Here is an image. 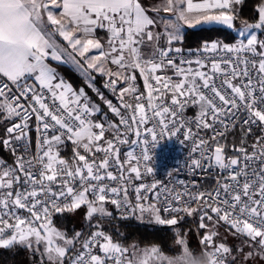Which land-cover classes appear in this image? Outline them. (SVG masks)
I'll return each instance as SVG.
<instances>
[{
  "label": "snow or ice",
  "instance_id": "obj_1",
  "mask_svg": "<svg viewBox=\"0 0 264 264\" xmlns=\"http://www.w3.org/2000/svg\"><path fill=\"white\" fill-rule=\"evenodd\" d=\"M244 3L0 0V145L13 157H0V248L39 254L41 264H264V0H251V21ZM185 26L235 38L204 40L189 59L175 46ZM59 67L79 73L108 112ZM173 138L190 144L187 171L214 186L157 180L134 186L130 199L133 179L154 173L156 150ZM109 204L123 219L169 229L198 214L207 230L199 253L179 231L172 255L163 244L114 240L102 223L113 217ZM82 208L86 228L54 224Z\"/></svg>",
  "mask_w": 264,
  "mask_h": 264
},
{
  "label": "trees",
  "instance_id": "obj_2",
  "mask_svg": "<svg viewBox=\"0 0 264 264\" xmlns=\"http://www.w3.org/2000/svg\"><path fill=\"white\" fill-rule=\"evenodd\" d=\"M240 10V15L242 18L252 20V3L251 0H245L243 6L238 7ZM235 25L239 27L240 20L235 21ZM187 39L183 44H178L184 47H198L201 46L204 40H215L220 39L223 42H231L235 38V33L231 30L224 29H214L209 30L207 28L200 30H193L191 28H187ZM259 35V33H258ZM53 66L56 65L53 63ZM59 73L63 75L65 80L72 84L75 89H79L80 87H85L87 94L98 104L104 107V111H108L105 106H103L102 102L97 99L95 93L92 89L86 87V81L82 78V76L70 70L68 67H59L57 68ZM103 80L104 77H101L99 74L95 75V84L99 86L101 89L103 88ZM102 90L107 91L108 95H111L109 90L103 88ZM231 139V137H229ZM64 154H71L72 147L68 145L67 149L62 151ZM0 157H3L8 162H11L13 157L9 153L8 150L4 149L2 145H0ZM80 211V210H79ZM81 212V211H80ZM78 212V213H80ZM76 213H65L63 216L56 215L55 221L57 226L67 227L69 229L75 228L80 229L82 226L87 227L85 222H82L83 215ZM113 217L107 218L103 223L104 230L113 235L114 240H119L123 242L125 245H130L131 243L139 244L140 246H145L151 243L163 244V251L166 254L172 255L168 251V246L173 242V233L175 231H179L182 234H185L187 239L192 242L193 247L198 252L196 246V233L194 229L193 222L189 220L183 219L178 226H173L169 228L156 227L154 224H150L147 221L140 222L135 219H123L121 216H118L113 210ZM78 216L81 217V221L78 220ZM208 223L207 221H205ZM225 227L223 230L225 231ZM206 231V230H201ZM232 239V238H230ZM235 243L234 240H232ZM179 249H177V252ZM31 253L20 249H3L0 248V264H31ZM41 264V263H39Z\"/></svg>",
  "mask_w": 264,
  "mask_h": 264
},
{
  "label": "built area",
  "instance_id": "obj_3",
  "mask_svg": "<svg viewBox=\"0 0 264 264\" xmlns=\"http://www.w3.org/2000/svg\"><path fill=\"white\" fill-rule=\"evenodd\" d=\"M176 47H179V46H176ZM199 48H201V46L184 47V48H182V50H183L182 54L185 58L195 59L196 57L192 54L196 53L197 49H199ZM205 55H214V54L205 53ZM179 59H180V57L177 56V62H179ZM169 75H171V73H169ZM104 82H105V79L103 80V84H104ZM137 85L141 91H144L143 80L139 76V74H137ZM112 97H113V95H112ZM113 98H115V97H113ZM130 102H132L133 104L135 103L134 100L130 101ZM116 103H118L117 100H116ZM194 114H195V110L191 109V108L188 109V111L186 113V115H188V116H193ZM203 134L204 133H201V135H203ZM29 135L33 139V148H34V143H35V138H36V133H35L34 128L29 133ZM208 135H211L210 131H208ZM68 145L72 147L70 142ZM189 148H190V144L182 145L175 138H173L171 141L166 140L163 149H157L156 150L155 159L152 161V163L155 165L154 173L152 175L143 176V178L141 180L133 179L132 185L129 186L130 199H132L133 201L135 200V192L133 191L134 186H136L140 183L151 184L152 182L157 181V180H159L161 182V186L167 185L169 187H172L173 185H175L176 187H179V185L177 183L178 180L191 181L193 179H195L197 181H202L205 187L214 186V183H215L214 179H211V178L205 179L204 177H202L199 174L196 175L195 177H193L192 174L189 173L187 171V169L185 168V161L188 159ZM127 150H128V148L126 146L121 148V159L122 160L124 159V153ZM81 152L83 154V150H81ZM138 153H139V149H137V154ZM71 155H72V153L67 155V154L62 153V151H61V156L64 158H68ZM9 163H11V162H9ZM169 172L172 173L171 176H169L167 174ZM133 176H134V174H133ZM110 206L113 208V210L115 211V213L118 216H121L120 212L117 211L114 206H112V205H110ZM55 217H56V215L53 216L54 224H56ZM184 219L193 222L194 229L196 230V232H198L200 230L198 228V225L200 223L198 214H194L192 217H185Z\"/></svg>",
  "mask_w": 264,
  "mask_h": 264
},
{
  "label": "rangeland",
  "instance_id": "obj_4",
  "mask_svg": "<svg viewBox=\"0 0 264 264\" xmlns=\"http://www.w3.org/2000/svg\"><path fill=\"white\" fill-rule=\"evenodd\" d=\"M216 40V39H215ZM220 40V39H219ZM223 42V41H222ZM175 46H179L180 47V45H175ZM182 48H184V46H181ZM89 55H91V54H89ZM76 59L77 60H80L81 61V63H84V61L80 58V57H76ZM85 67H86V64H85ZM97 73H93V75H94V77H95V75H96ZM138 74V73H137ZM105 79V78H104ZM103 83V82H102ZM96 87H98V88H100L99 86H97L96 85ZM101 89V88H100ZM103 89V88H102ZM101 89V91L105 94V96L108 98V99H112L113 100V103H116V99L115 98H113L112 97V95H108V93H107V91H104V90H102ZM115 99V100H114ZM125 99H128V97L126 96L125 97ZM108 110V109H107ZM106 112V111H105ZM108 112V111H107ZM109 114V116L111 117L112 116V114L109 112L108 113ZM82 150V149H81ZM108 208H109V210L111 211V212H113V208L110 206V205H108L107 206ZM81 211V212H80ZM80 211L78 210L77 211V213L78 212H80V213H78V214H81V215H83V213H84V209L82 208V209H80ZM84 216V215H83ZM78 220H80L81 219V217L80 216H78ZM81 220H83V219H81ZM80 220V221H81ZM145 221H147V220H145ZM82 222H84V221H82ZM207 231V230H206ZM219 232H220V235L221 236H225V235H227V232L226 231H224L223 230V227H221L220 229H219ZM195 233H196V245H198V242H199V239H200V233H201V230H199L198 232H196V230H195ZM231 237L229 236L228 237V239H229V242L230 243H233L232 242V239H230ZM131 244H134V243H131ZM130 244V245H131ZM198 253H199V249H198ZM166 254V253H165ZM166 255H170V254H166ZM31 260H32V263L31 264H39V263H41V259H40V256H39V254H37L35 257H33L32 255H31Z\"/></svg>",
  "mask_w": 264,
  "mask_h": 264
},
{
  "label": "crops",
  "instance_id": "obj_5",
  "mask_svg": "<svg viewBox=\"0 0 264 264\" xmlns=\"http://www.w3.org/2000/svg\"><path fill=\"white\" fill-rule=\"evenodd\" d=\"M155 2H159V0H155ZM194 2H200V0H194ZM239 7V6H238ZM161 15H170V14H167V13H161ZM186 27V26H185ZM57 39H58V41H62V38H59V37H57ZM64 44H65V46H66V42H63ZM70 50V49H69ZM90 54H95V53H90ZM79 57V56H78ZM53 66V65H52ZM54 67V66H53ZM113 68L115 67V66H112ZM58 71V70H57ZM59 72V71H58ZM67 82V81H66Z\"/></svg>",
  "mask_w": 264,
  "mask_h": 264
},
{
  "label": "water",
  "instance_id": "obj_6",
  "mask_svg": "<svg viewBox=\"0 0 264 264\" xmlns=\"http://www.w3.org/2000/svg\"><path fill=\"white\" fill-rule=\"evenodd\" d=\"M235 23V22H234ZM193 30H200V28L197 26V27H194V28H191ZM230 31V30H229Z\"/></svg>",
  "mask_w": 264,
  "mask_h": 264
}]
</instances>
